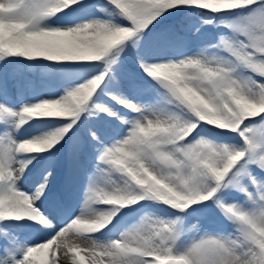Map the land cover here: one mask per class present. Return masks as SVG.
I'll return each instance as SVG.
<instances>
[{
    "label": "snow or ice",
    "instance_id": "obj_1",
    "mask_svg": "<svg viewBox=\"0 0 264 264\" xmlns=\"http://www.w3.org/2000/svg\"><path fill=\"white\" fill-rule=\"evenodd\" d=\"M0 62V264H264V0H0ZM23 62L83 74L42 98Z\"/></svg>",
    "mask_w": 264,
    "mask_h": 264
},
{
    "label": "rangeland",
    "instance_id": "obj_2",
    "mask_svg": "<svg viewBox=\"0 0 264 264\" xmlns=\"http://www.w3.org/2000/svg\"><path fill=\"white\" fill-rule=\"evenodd\" d=\"M201 22V20L198 23H194V26H198V24ZM208 28L209 32L215 31V29H213L211 26H206ZM130 51H134V50H130ZM3 62H0V64H2ZM33 68H30V71H32ZM35 72V70H34ZM51 76L46 77L45 80H42L39 87L44 88L43 93H41V97L42 98H49L50 95H60L62 94V92H57L54 90L55 87H58L60 84H63V86L65 85V82L68 81L67 77L64 79V77L62 78L61 82L57 81L56 82V77L57 76H53L52 74H49ZM35 82V80L33 81ZM25 86L26 90H36V87H34V85L32 84V82L30 80H27L25 84H23ZM40 90V88H39ZM104 125L105 127V122L103 119H99ZM34 121V120H33ZM52 125V124H34L32 125V121L29 124L24 125V127L20 130V132L17 135V139L18 140H28L31 139L35 136H41L46 132H50L53 131L54 129H49L48 126ZM24 157H21V159ZM30 158V157H29ZM34 165V167H33ZM33 165H30V169L31 171L27 174V180L24 182L23 185V190L24 191H28L29 188L31 187V185L33 184V182L35 181L36 177L38 176L41 167L39 166V162L36 160H33ZM88 170L91 171H95L92 168V165L89 164L87 165ZM58 173L59 171L56 173V182L55 185H53V187L55 188L56 184H57V180H58ZM97 175H99V173H97ZM87 190V182L83 176V174H79L73 184V189H72V196H71V203L73 204V206L75 207L76 211L79 212L81 207L83 206L84 203V193ZM45 207H50V205L46 202L45 203ZM104 207V206H101ZM216 218V222L212 221L211 219V223L209 222H203L204 223V227L207 228L210 232H215L218 230V228L221 226L220 224V218L217 214V216L213 217ZM19 223H23V221L19 222ZM189 226L191 224L197 223L195 218H189ZM194 234V233H193ZM83 246V245H82Z\"/></svg>",
    "mask_w": 264,
    "mask_h": 264
},
{
    "label": "trees",
    "instance_id": "obj_3",
    "mask_svg": "<svg viewBox=\"0 0 264 264\" xmlns=\"http://www.w3.org/2000/svg\"><path fill=\"white\" fill-rule=\"evenodd\" d=\"M177 18H178L177 16L170 17L167 20H163V18H162L163 24L167 25ZM199 19H201V18L200 17H193V22H197ZM23 63L24 64H7V65H4V67H6L8 69V71L10 70V72H14L15 74H18L19 78L21 75L25 74L26 71H29L30 68H33L32 71L35 70V75L40 72V73L44 74V76L52 74L53 76L55 75L58 77L59 76H61V77L65 76V77H71L74 79H79L83 74L81 69L75 68V67H67V68H63V69L56 68L54 70V69H52L50 67H46L44 65L37 66V65L29 64L31 62H23ZM30 74H31V72H30ZM211 219L213 221L216 220V218H211Z\"/></svg>",
    "mask_w": 264,
    "mask_h": 264
}]
</instances>
